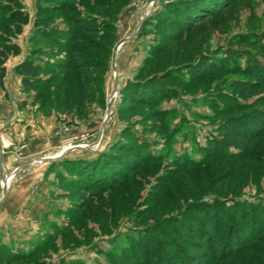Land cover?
I'll list each match as a JSON object with an SVG mask.
<instances>
[{"label":"rangeland","instance_id":"rangeland-1","mask_svg":"<svg viewBox=\"0 0 264 264\" xmlns=\"http://www.w3.org/2000/svg\"><path fill=\"white\" fill-rule=\"evenodd\" d=\"M166 1L169 0H75V8L83 15L94 18L97 24L108 20L115 29L106 38L83 31L81 38L62 34L61 44L46 39L40 44L53 52L58 51V56L46 54L42 60L53 62L58 57H64L71 50L68 47L70 42V45L99 59L101 63L97 67H88L79 61L77 66L81 68L72 67L50 77V81L42 85L43 98L36 102L33 91L23 90L21 77H16L14 69L16 76H5L4 85H0V237L13 250H27L43 244L34 258L15 264H114L107 256L113 246L128 240L130 233L148 223L175 214L173 208H168V200L155 199L157 189L154 186L158 174L168 173V168L177 165L178 158L189 155L199 158V151L202 146H207L210 137H222L214 123L216 119L207 117L212 107L207 104L206 97L213 96L217 90L231 94L232 89L226 80L239 74L212 76L191 84L176 81V95L158 105L131 100L134 93L127 90L128 82L187 65L190 60L199 61L200 53L205 55L224 50L221 54L226 55L233 36L263 33L264 0H230L225 4L220 0L222 2L217 8L224 6V9L203 18L198 23V30L188 29L169 43H166L167 34L174 31L173 24L169 18L159 17ZM22 2L30 13V22L15 37V42L21 46V53L16 55L18 57L11 55L7 59L5 66L8 63L9 68L24 59L35 42L31 38L36 0ZM208 7L199 3L196 10L200 12ZM55 16L54 23L65 26L66 15L57 12ZM102 32L103 29H100ZM108 39L111 41L108 42ZM91 41L98 47L111 46L106 64L103 62V50L94 48ZM160 42L162 46L166 44L165 49L162 48V52L153 58L155 47ZM245 47L250 46L233 47L241 53V63L246 56V51L242 52L241 48ZM159 56L161 59L157 58ZM257 56L264 60L261 52L258 51ZM116 79L118 88L113 94ZM84 86L86 90L82 91ZM74 91L77 97L73 95ZM158 109L163 112L155 113ZM164 111L167 112L164 114ZM20 116L31 119L26 120L30 123L24 124L25 130L19 131L21 137H18L13 128ZM127 128H133L149 140L152 152L164 150L169 153L165 154L164 161L150 168L141 166L137 172L142 185L130 192L127 201L117 202L119 208H114V190H127L128 181L122 180L118 188L105 186L81 192L65 178L74 176L73 171L57 162L66 157L95 159L102 152L109 151ZM68 148L71 149L57 158L41 159L55 157ZM5 151L16 153L20 164L29 163L14 173L16 167L10 170L12 168H8L2 158ZM115 151L129 157L134 165L138 163L127 152ZM209 164L213 181H206L205 189H193L192 196H198L194 199L229 197L233 198L232 201L264 200V174L254 177L248 173L243 166L249 163L215 159ZM200 171L192 170L191 174H206L205 169ZM143 172L145 178H140ZM244 173L249 175L245 180L242 179ZM188 177L180 175L179 183ZM237 187L240 190L234 195L232 192ZM102 195L104 199L100 198ZM187 200L192 201V197ZM81 204L84 206L81 207ZM72 207L79 209L70 213ZM244 231L241 234L248 236ZM184 236L191 234L185 233ZM254 255L256 252L252 253Z\"/></svg>","mask_w":264,"mask_h":264},{"label":"trees","instance_id":"trees-1","mask_svg":"<svg viewBox=\"0 0 264 264\" xmlns=\"http://www.w3.org/2000/svg\"><path fill=\"white\" fill-rule=\"evenodd\" d=\"M222 1L224 4L230 2V0ZM222 1H166L162 12L159 11V17L166 20L169 18L174 29L167 34L166 43L175 40L188 29L198 30V23L203 21V18L224 9V6L217 8ZM199 3L209 7L199 12L196 10ZM35 7L34 33L31 38L35 42L27 56L16 64L14 70L21 77L23 90L34 92L33 99L36 102L43 98L42 85L49 82L50 77H55L57 73L72 67L81 68L82 66H77L79 61L86 63L82 65L88 67H97L100 62L99 59L70 45V42L68 47H71V50L64 57H58L53 62H44L42 58L46 54L58 56V51L53 52L40 42L50 39L61 44L62 34L81 38L83 31L106 38L115 27L108 20H102L97 24L94 18L83 15L75 8V0H36ZM57 12L66 15L65 26L61 27L59 23H54ZM29 22L30 13L25 9L22 0H0L1 86L4 85L7 74L5 62L11 55L16 56L21 53V46L15 42V37L22 33L23 27ZM99 27L103 29L102 33ZM109 41L111 39H108ZM91 43L94 48L103 50L102 54L106 58L103 62L106 64L111 46L103 48V46L98 47L93 41ZM162 44L160 42L156 45L154 51L156 55L153 58L162 52V48L165 49L166 44L164 46ZM234 45L250 46L241 48L242 52L246 51L243 63L239 60L241 53L233 48ZM228 46L226 55L221 54L224 50L205 55L200 53L199 61L190 60L187 65L166 69L160 74L155 73L144 79L138 77L137 80L128 82L127 90L134 93L131 100L158 105L157 103L176 95V81L180 84L186 82L191 84L212 76L239 74L226 80L229 82L228 87L232 89L231 94L217 90L213 96L206 97L207 104L212 107V112L207 114V117L217 120H214V123L222 137L220 139L215 136L210 137L207 146H202V151H199L201 154L199 158L191 155L178 158L174 168H168L170 170L168 173L163 172L157 176L158 181L154 186V189H157L155 199L168 200V208H173L175 214L148 223L136 232L130 233L128 240L113 246L114 248L107 252V256L114 264H264V200L262 198L257 201H232L233 198L229 197L201 200L194 199L198 196L191 194L195 188L202 190L207 184L206 181L208 183L213 181L211 164H209L211 160L229 159L236 163L247 162L249 165L243 167L248 173L253 174L254 177L256 174L258 176L264 174V60L258 59L257 56L258 51L264 54V32L237 34L232 37ZM85 90L84 86L82 91ZM75 91L73 95L77 97ZM21 106H24L22 102ZM161 112L163 111L158 109L155 113ZM165 112L167 111H164V114ZM115 150L127 152L136 158L138 163L134 165L129 157L122 156ZM168 153L169 151L164 152V150L152 152V143L149 140L141 137L133 128H127L113 142L111 149L102 152L97 158L66 157L57 164L73 171L74 176L65 178L81 192L105 186L118 188L122 180L128 181L127 190H114L117 192L116 194L114 192V208H116L117 202L127 201L131 196L130 192L142 185L141 180L138 179V169L141 166L150 168L164 161L165 154ZM250 163L256 165L251 166ZM54 165L50 167L53 168ZM197 169H205L206 174H191L192 170L198 173L200 170ZM236 171L240 173L239 170ZM180 175L189 177L179 183ZM248 176L244 173L242 179L245 180ZM141 177L145 178V172L140 175ZM239 190L240 188L237 187L232 193L235 195ZM104 197V195L100 196L101 199ZM188 197H192V201L187 200ZM82 206L84 204H81ZM78 209L72 207V212L69 211L74 213ZM242 230H245L248 236H243ZM185 233H190L191 236H184ZM42 248L43 244H37L27 250L19 248L13 250L0 237L2 260L0 264H15L20 260L34 258ZM255 252L256 255L252 256Z\"/></svg>","mask_w":264,"mask_h":264},{"label":"crops","instance_id":"crops-1","mask_svg":"<svg viewBox=\"0 0 264 264\" xmlns=\"http://www.w3.org/2000/svg\"><path fill=\"white\" fill-rule=\"evenodd\" d=\"M16 57H18V56H16ZM14 58V57H13ZM23 59H20V60H18V61H16L14 64H13V66H11V68H9L8 67V63L6 64V68H7V74H6V77H9V76H16V74H14V66L17 64V63H19L20 61H22ZM17 78H18V75L16 76ZM6 84V83H5ZM7 86V85H6ZM20 89H22V88H20ZM5 108H7V107H5ZM4 108V109H5ZM10 109H12L13 110V108H12V105H10ZM0 112H2V108L0 107ZM22 113L24 112V111H21ZM24 116V115H23ZM31 118H27V119H24L23 117H18L17 118V120H16V122H14V132L16 133V135H18V137H21L20 136V133H19V131H21V130H25V127H23L24 126V124H26V123H30V121H26V120H30ZM25 120V121H24ZM23 134V133H22ZM2 158L5 160V165L8 167V168H12V169H10V170H13L15 167L17 168V166H19V162L18 161H20L19 159V157H18V155L16 154V153H12V154H10V152H8L7 153V151H5V152H3V154H2ZM18 159V160H17ZM16 161V162H15ZM25 163V162H24ZM21 165V164H20Z\"/></svg>","mask_w":264,"mask_h":264},{"label":"water","instance_id":"water-1","mask_svg":"<svg viewBox=\"0 0 264 264\" xmlns=\"http://www.w3.org/2000/svg\"><path fill=\"white\" fill-rule=\"evenodd\" d=\"M117 88H118V80L116 79V82H115V85H114L113 94L116 93ZM103 126H105V124H104ZM103 128H104V127H103ZM70 149H71V148H68V149L64 150L63 152H61L60 154H58V155L55 156V157H52V156H51V157H45V158L43 157V158H41V159H42V160H46V159L57 158V157L61 156L62 154L68 152V150H70ZM39 159H40V158H39ZM28 163H29V162H25V163L19 165V166L14 170V173H15L17 170H19L20 168L26 166Z\"/></svg>","mask_w":264,"mask_h":264}]
</instances>
